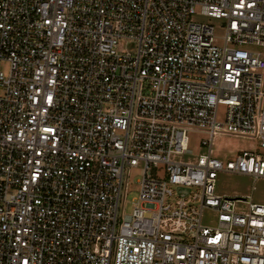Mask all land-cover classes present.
<instances>
[{"label": "built area", "instance_id": "2783aa9c", "mask_svg": "<svg viewBox=\"0 0 264 264\" xmlns=\"http://www.w3.org/2000/svg\"><path fill=\"white\" fill-rule=\"evenodd\" d=\"M215 135L264 149V0H0V264H264V204L214 192L264 155Z\"/></svg>", "mask_w": 264, "mask_h": 264}, {"label": "rangeland", "instance_id": "374dc122", "mask_svg": "<svg viewBox=\"0 0 264 264\" xmlns=\"http://www.w3.org/2000/svg\"><path fill=\"white\" fill-rule=\"evenodd\" d=\"M193 19L198 22H207L212 24L216 29L215 33L220 35L221 28H218L220 20L216 18L203 17L194 15ZM225 114V107L218 105L216 108V119L223 120ZM189 143L188 149L190 153H184L175 156V159L184 162L195 161L199 154L207 152V146L201 144V141L207 139V135L200 132H187ZM251 151L264 155V149L260 148L257 141L254 139H247L244 137H237L233 135H215L211 144V156L221 160L225 163L227 160L234 159V157L243 152ZM140 177V165L132 169L128 175L129 191L125 197L124 212L130 213L132 209L131 199L137 195L136 180ZM214 192L220 196H237L245 198L250 196L252 203H264V179L260 178L253 181L252 177L242 174L219 171L216 173L214 180ZM237 211H246L245 203H237L235 206ZM201 222L207 225L216 224V213L203 209L201 215Z\"/></svg>", "mask_w": 264, "mask_h": 264}, {"label": "crops", "instance_id": "0c3cea01", "mask_svg": "<svg viewBox=\"0 0 264 264\" xmlns=\"http://www.w3.org/2000/svg\"><path fill=\"white\" fill-rule=\"evenodd\" d=\"M264 204V203H263Z\"/></svg>", "mask_w": 264, "mask_h": 264}]
</instances>
